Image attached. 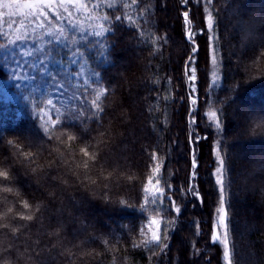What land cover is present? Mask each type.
Instances as JSON below:
<instances>
[{
    "label": "snow or ice",
    "instance_id": "6c2138e0",
    "mask_svg": "<svg viewBox=\"0 0 264 264\" xmlns=\"http://www.w3.org/2000/svg\"><path fill=\"white\" fill-rule=\"evenodd\" d=\"M188 4L180 0L182 38L192 46L183 66L190 173L187 186H176L165 175L168 151L162 156L158 147H144L148 159L141 174L126 163V146L137 139L131 130L132 107L124 98L119 105L111 100L115 94L108 70L117 68L121 52L129 51L121 44L130 43L138 53L147 49L144 71L151 74L138 83L130 81L128 95L144 93L147 114H162L161 123L167 126V109L175 100L172 79L161 78L153 60L163 58L170 37L159 34L154 5L146 0H0V63L10 69L18 95L31 104L32 120L28 129L0 130V264H135L137 253L147 257L146 264H164L184 210L196 206L192 201L204 203L198 183L201 139L211 140L214 158L217 199L209 243L220 247L222 264H239L236 205L249 196L264 201V164L259 183L254 177L243 187L238 184L240 178L247 181L250 169L236 171L230 152L243 136L257 134L256 129H249L248 117L238 112L229 127L223 105L232 99L231 92L216 102L220 107L211 98L223 88L225 60L242 78L264 79V32L245 13L243 0H224L226 10L214 0H197L198 7L203 5L199 35L207 37L201 135V49ZM222 11L233 14L235 24L225 34L238 45L227 56ZM95 199L112 209L107 221L92 216ZM126 217L138 219V227L122 223ZM195 229L200 236L198 222ZM200 252L193 242L189 264H195Z\"/></svg>",
    "mask_w": 264,
    "mask_h": 264
},
{
    "label": "trees",
    "instance_id": "16d2710c",
    "mask_svg": "<svg viewBox=\"0 0 264 264\" xmlns=\"http://www.w3.org/2000/svg\"><path fill=\"white\" fill-rule=\"evenodd\" d=\"M146 2L152 3L155 7L153 20L159 34L166 32L170 37V42L162 50L163 58L157 57L153 60V69H158V75L161 78L167 76L172 79L175 100L169 104L167 109V126L165 127L161 123L163 120L162 114L158 113L155 117L147 114L149 101L142 99L144 93L141 92L139 95L134 93L131 97L128 95V83L130 81L135 84L146 75L151 74L144 71L148 58L147 49L138 53L131 50L130 43L124 42L121 44V48H128L129 51L126 53L121 52L120 55L123 58L118 61L117 68H109L108 70L112 79L110 91L115 94L111 96V100L114 105H119L121 98H124L125 104L132 107L133 122L131 130L137 134V139L126 146V163L138 174H141L145 168V161L148 159L147 155L143 154L142 149L144 147H158L162 156L165 151H168L165 168L166 177L170 175L176 186H187L191 149L188 139V88L183 79V66L192 46L182 38L183 22L180 16V11H182L180 0H146ZM214 2L218 6L223 5L225 10L227 9L224 0H214ZM243 7L245 13L256 21L258 32H264V23H262L264 22V0H243ZM188 8L191 9L190 18L194 20L197 33L195 39L201 49L198 53L200 76L198 82L200 92L198 124L199 133L202 135L205 130L202 121L203 114L206 111L205 93L208 91L204 73L207 37L206 35H199V29L203 26V5L201 4L198 7L197 0H189ZM232 15L231 12L222 11L220 16V32L224 41L225 56L229 54V51H235L238 47L237 41L232 40L230 42L229 37L225 34L226 29L232 31L231 26L235 24ZM120 39L123 40V37H120ZM229 43L232 45L231 49ZM225 64L227 67L223 88L217 90L211 98V102L215 107H220L221 105L216 102L223 101L231 92L232 99L223 105V109L228 113L229 127H232L234 112L245 116L239 109L246 110V107H250L249 104L251 103L258 107L257 112L248 108L251 113L249 118L250 116L252 118H248L247 125L249 129L255 128L257 134L243 136L230 152L234 168L236 171H240L244 167L248 168L246 163L253 164L257 160L264 161V132H261V126H264V79L250 80L242 78L241 75L235 74L231 62L225 60ZM117 72L120 74H117ZM9 75L10 69L0 63V130L15 132L31 127V104L26 102L22 95H18L19 90L9 80ZM233 88L234 91H231ZM180 97H184L183 101L180 100ZM153 124L156 126L155 131L152 129ZM193 131H196L195 126ZM211 149V140L201 139L197 154L200 163L198 183L199 190L204 198L203 206L199 202L192 201L196 206L192 207L189 204L184 210L182 224L175 232L174 239L171 242V251L164 258V264H169V261L170 264H189L193 260V242L201 250L200 255L195 258V264H222L220 247L209 243L211 217L217 199L211 175L214 167ZM259 175L260 171L257 173L249 171L245 182H250L255 177L256 182L259 183ZM238 184L241 186L240 180H238ZM130 195L134 197L136 193L133 192ZM189 200H191V197H189ZM241 201L244 204H241ZM259 202L256 197L252 196L246 199L240 198L237 201L236 209L239 226L236 237V251L239 264H264V232L260 231V228L264 227V201L260 200ZM91 204L92 216L101 222L107 221L108 217L113 215L112 209L106 206L103 201L95 199L91 201ZM241 211H243L245 220ZM121 222L136 227L139 225V220H133L132 217H126ZM197 222L201 226L200 236L195 235V223ZM243 222L249 230L247 240L242 239L241 236V223ZM245 243L251 246V252H248ZM142 256V253L136 254L135 264H146L147 257L143 256L141 259ZM243 256L248 260H245Z\"/></svg>",
    "mask_w": 264,
    "mask_h": 264
},
{
    "label": "rangeland",
    "instance_id": "374dc122",
    "mask_svg": "<svg viewBox=\"0 0 264 264\" xmlns=\"http://www.w3.org/2000/svg\"><path fill=\"white\" fill-rule=\"evenodd\" d=\"M249 105H253L252 107L250 106V107H246V110L245 109H243V108H241V109H239L240 111H241V113H243L244 115H246V116H248V118H249V114H251L250 112H249V110H248V108L250 109V110H252V111H254V112H257V109H258V107L255 105V104H253V103H251V104H249ZM252 117L250 116V118L249 119H251ZM28 129V128H27ZM256 162V161H255ZM253 163V164H247L246 163V165L248 166V169H250V171H253V172H258V171H261V165L262 164H264V161L263 160H257V162L256 163ZM249 179H250V176H249ZM240 180V184H241V187H243V185H244V183H245V180L244 179H239ZM251 182V181H250ZM257 201L259 202L260 201V199H258L257 198ZM260 203V202H259ZM241 204H244V202L243 201H241ZM242 212V217H244L243 216V211H241ZM244 220H245V217H244ZM242 224V234H241V236H242V239H244V240H247V234L249 233V230L247 229V227H246V224L243 222V223H241ZM246 242V241H245ZM246 244V247H247V250H248V252H251V250H250V245H248L247 243H245ZM243 258L245 259V260H248V258H246V257H244L243 256Z\"/></svg>",
    "mask_w": 264,
    "mask_h": 264
}]
</instances>
